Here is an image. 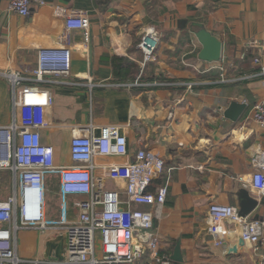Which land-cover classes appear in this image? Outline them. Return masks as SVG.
<instances>
[{"label": "crops", "instance_id": "0c3cea01", "mask_svg": "<svg viewBox=\"0 0 264 264\" xmlns=\"http://www.w3.org/2000/svg\"><path fill=\"white\" fill-rule=\"evenodd\" d=\"M45 1L46 5L22 17L9 10V0H0V68L30 77L39 49L70 48L67 78L29 81L52 97L45 109L48 126L40 135L43 143L52 146L55 163H72L69 145L75 127L91 125L98 133L104 126H120L127 139V156L144 148L164 161L150 189L168 187L154 228L170 255L179 242L182 260L173 264H259L260 251L247 243L238 246L235 225L227 224L230 233L216 246L206 214L212 202L239 210L240 189L252 197L250 160L257 150H264V131L251 118L253 104L264 99V0ZM55 6L85 12L89 28L70 30L66 40L64 17L56 14ZM194 21L203 23L221 41L219 61L198 59L201 46L190 31ZM148 27L156 30L160 43L156 60L141 72L137 44ZM114 57L138 66L134 79L114 76ZM186 83H192V88L187 89ZM233 100L246 104L237 121L224 116ZM11 116L10 85L0 78V126L8 125ZM127 158L96 157L94 177L103 175L102 166L121 164ZM106 184L123 185L109 180ZM57 195L51 197L57 210L50 209L47 217L55 219L64 201L66 217L74 220L77 210L71 201L84 196L63 195L59 185ZM260 214L257 206L248 216ZM64 246V236L54 231L24 230L17 235V252L25 259L60 260ZM232 246L236 252H229Z\"/></svg>", "mask_w": 264, "mask_h": 264}, {"label": "built area", "instance_id": "2783aa9c", "mask_svg": "<svg viewBox=\"0 0 264 264\" xmlns=\"http://www.w3.org/2000/svg\"><path fill=\"white\" fill-rule=\"evenodd\" d=\"M44 5L45 0L8 2L9 10L22 17ZM54 10L64 17L66 40L70 30L89 28L85 12H67L60 6ZM159 43L156 30L146 28L137 44L142 53L141 72L148 62L156 60ZM70 69L71 50L67 45L39 49L30 77L19 70L0 68V78L8 81L12 96L11 121L0 126V172L8 173L11 187L8 196L0 199V264H173L154 228V221L162 216L168 187L150 189L164 169L163 159L144 148L127 156V139L117 125L101 127L98 133L91 125L75 127L69 145L72 163L68 166L57 165L52 146L41 141L40 131L48 126L45 109L52 104V97L44 87L29 81L38 84L67 78ZM261 72L264 74L263 66ZM220 80H224L222 74ZM192 86L186 83L187 89ZM251 113L252 120L264 131V99L253 104ZM172 116L170 112L168 117ZM96 157L128 158L121 164L102 166L103 175L95 178ZM250 164L253 173L248 185L261 209L260 216H241L232 205L212 202L206 214L208 231L213 243L221 246L230 233L227 224L237 226L240 238L260 251L259 264H264V150H257ZM50 176L57 178L63 195L84 196L71 201L77 210L74 220L66 217L64 201L59 218L47 217L46 185ZM106 180L123 185L108 187ZM24 230L63 235V258L20 257L17 235Z\"/></svg>", "mask_w": 264, "mask_h": 264}, {"label": "water", "instance_id": "95a60500", "mask_svg": "<svg viewBox=\"0 0 264 264\" xmlns=\"http://www.w3.org/2000/svg\"><path fill=\"white\" fill-rule=\"evenodd\" d=\"M190 31L193 33L197 41L199 42L201 49L198 53V59L201 61L214 62L220 60L221 55V41L213 35L203 23L192 22ZM90 38V32L88 31V41ZM89 73L92 75V59L91 52L89 55ZM246 108V104L238 101H231L228 107L224 111V116L232 121H237L241 113ZM239 203H238V213L241 216H248L256 207L257 201L251 197L246 189H240L237 193ZM244 244V241L240 238L238 240V246ZM237 247L232 246L229 252H236ZM172 261H181L182 257L180 254V246L177 241L173 250V254L170 256Z\"/></svg>", "mask_w": 264, "mask_h": 264}, {"label": "rangeland", "instance_id": "374dc122", "mask_svg": "<svg viewBox=\"0 0 264 264\" xmlns=\"http://www.w3.org/2000/svg\"><path fill=\"white\" fill-rule=\"evenodd\" d=\"M12 117V116H11ZM57 178L50 176L47 178V185H46V199H45V208L46 214L49 215V210H57V206L55 205V200L51 197L58 198V185H57ZM11 187L9 182V175L8 173H1L0 172V199H4L10 193ZM58 196V197H57ZM51 198V199H50ZM59 218V215L56 217ZM37 231V230H36ZM59 234V233H57Z\"/></svg>", "mask_w": 264, "mask_h": 264}, {"label": "trees", "instance_id": "16d2710c", "mask_svg": "<svg viewBox=\"0 0 264 264\" xmlns=\"http://www.w3.org/2000/svg\"><path fill=\"white\" fill-rule=\"evenodd\" d=\"M112 68L114 76L119 79H123L125 77L134 79L139 72V68L135 63L130 62L122 57H114L112 59Z\"/></svg>", "mask_w": 264, "mask_h": 264}]
</instances>
